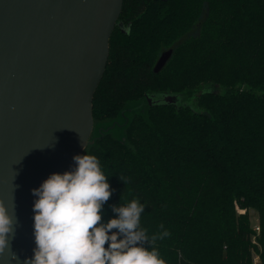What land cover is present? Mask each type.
I'll use <instances>...</instances> for the list:
<instances>
[{"label":"trees","instance_id":"obj_1","mask_svg":"<svg viewBox=\"0 0 264 264\" xmlns=\"http://www.w3.org/2000/svg\"><path fill=\"white\" fill-rule=\"evenodd\" d=\"M109 48L85 148L109 176L102 222L138 198L167 264H264V0H124ZM208 84L224 91L198 109L147 99ZM128 112L123 138L99 132Z\"/></svg>","mask_w":264,"mask_h":264},{"label":"water","instance_id":"obj_2","mask_svg":"<svg viewBox=\"0 0 264 264\" xmlns=\"http://www.w3.org/2000/svg\"><path fill=\"white\" fill-rule=\"evenodd\" d=\"M123 3L0 0V200L15 220L11 250L0 254V264H25L33 256L32 190L72 170L73 157L95 141L93 99ZM172 52L160 55L156 73ZM153 97L147 95L150 104L177 100Z\"/></svg>","mask_w":264,"mask_h":264},{"label":"clouds","instance_id":"obj_3","mask_svg":"<svg viewBox=\"0 0 264 264\" xmlns=\"http://www.w3.org/2000/svg\"><path fill=\"white\" fill-rule=\"evenodd\" d=\"M85 153L73 157L72 170L53 173L32 190L36 247L25 264H167L157 242L170 233L161 224L162 231L149 236L138 198L122 202L121 196L112 206L115 218L102 222L103 205L112 195L109 176L97 156ZM14 223L0 200V254L11 250Z\"/></svg>","mask_w":264,"mask_h":264},{"label":"rangeland","instance_id":"obj_4","mask_svg":"<svg viewBox=\"0 0 264 264\" xmlns=\"http://www.w3.org/2000/svg\"><path fill=\"white\" fill-rule=\"evenodd\" d=\"M204 88L203 87H200L198 89H196L194 92L188 94V95H177V94H174V95H177V100H175L174 102L176 104H181V105H189L191 107H193L194 109H198V105H197V95L200 94V91ZM210 90L212 91H220V92H223L224 89L223 87L221 86H215V85H210ZM166 94L164 93H160L158 94L157 96H154L155 97V100H162L164 99ZM135 107V106H134ZM133 107V108H134ZM147 107V103H143L142 106L140 107L139 110H145V108ZM132 112H128L125 114V117H120L118 118L117 121H115L116 123H114V121L112 122H107L106 124H104V127L106 129H108V131L114 135L115 137L117 138H123L124 137V133H125V126H120L121 123H123V121L126 119L128 121V119H130V114ZM120 123V124H119ZM98 127V125L96 126V128ZM95 129V128H94ZM95 131H93V134H92V137L93 135L95 136L94 134Z\"/></svg>","mask_w":264,"mask_h":264},{"label":"flooded vegetation","instance_id":"obj_5","mask_svg":"<svg viewBox=\"0 0 264 264\" xmlns=\"http://www.w3.org/2000/svg\"><path fill=\"white\" fill-rule=\"evenodd\" d=\"M153 101H155V97H153ZM124 122H125V121H124ZM119 124H120V123H119ZM121 125H123V123H121L120 126H121ZM94 128H95V129H94V131H95V130H96V127H94ZM104 129H105V128H103V127H102V128H98L99 132H104Z\"/></svg>","mask_w":264,"mask_h":264},{"label":"built area","instance_id":"obj_6","mask_svg":"<svg viewBox=\"0 0 264 264\" xmlns=\"http://www.w3.org/2000/svg\"><path fill=\"white\" fill-rule=\"evenodd\" d=\"M241 211H242V212H245V210H241ZM256 230H257V231H260V227L257 226V227H256ZM254 262H255V264L258 263V259H257V257L255 258Z\"/></svg>","mask_w":264,"mask_h":264}]
</instances>
